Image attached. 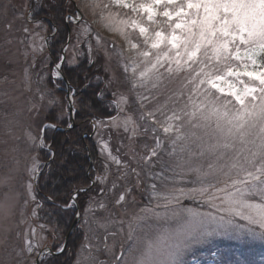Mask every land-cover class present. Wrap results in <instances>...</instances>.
I'll use <instances>...</instances> for the list:
<instances>
[{"label": "snow or ice", "instance_id": "obj_1", "mask_svg": "<svg viewBox=\"0 0 264 264\" xmlns=\"http://www.w3.org/2000/svg\"><path fill=\"white\" fill-rule=\"evenodd\" d=\"M73 6L75 12L62 20L79 23L84 19L82 7L93 15L100 9L101 19L107 21L105 27L118 32L135 56L143 58L132 64L133 73L143 65L139 72L141 86L153 81L152 88H156L155 81L160 79L157 73L165 65L168 73H183L179 89L163 103L154 95L141 96L140 108L145 109L139 116L142 124L129 116L121 124L118 118L127 98L121 95L112 100L117 116L109 120L114 127L128 132L131 124L133 134L139 128L142 133L150 132L153 140L136 167L112 155L107 144L102 149L120 173L109 191L116 195L115 204L125 213L112 221L119 228L109 233L113 237L111 246L109 235L103 238L105 249L113 255V264H264V252L259 260L254 258V245L264 246V64L257 70V57L264 60V0H149L139 4L134 0H80ZM112 7L146 13L149 26L131 17L120 19V27L114 26L113 17L119 14L109 11ZM157 7L162 11L157 12ZM157 15L164 18L162 24L154 19ZM37 24L44 28L43 22ZM152 24L157 27L151 28ZM129 28L138 30L137 42L130 38ZM82 30L88 32L91 27ZM54 31L58 29L54 27ZM34 36L40 41L33 44L34 49L43 51L47 38L38 32ZM118 55L123 57L124 53ZM60 61L53 75L63 79L64 57ZM72 65L69 61L70 70ZM128 66L126 62L125 72ZM25 79L29 80L27 69ZM111 83L108 80L106 87ZM69 91L74 96L77 89L69 87ZM94 95L102 101L105 90L98 89ZM40 98L44 99L43 93ZM49 103L56 101L50 99ZM39 127V137L28 133L31 145L47 147L54 156L44 133L56 125L41 122ZM42 167L39 158L33 157L25 186L32 200L36 199L33 181L38 180ZM108 167L105 164L106 174L97 175L93 184L108 181ZM11 178L0 177V185L7 189ZM142 184L146 185L148 203L139 207L135 193ZM89 191L87 187L75 189L73 201ZM47 199L51 201L52 197ZM19 201V193L13 197L7 191L0 198V232L5 240L12 231ZM27 204L25 199L23 205ZM129 205L136 210L129 212ZM73 206L63 205L66 209ZM99 207L105 205L100 203ZM118 234L123 237L120 242L115 240ZM222 241L234 244L222 247ZM39 248V243L26 239L24 250L37 257L33 264H46L52 250L37 251ZM204 250L209 256L201 260L199 254ZM22 251L16 255H22ZM63 251V246L56 249L58 253Z\"/></svg>", "mask_w": 264, "mask_h": 264}, {"label": "rangeland", "instance_id": "obj_2", "mask_svg": "<svg viewBox=\"0 0 264 264\" xmlns=\"http://www.w3.org/2000/svg\"><path fill=\"white\" fill-rule=\"evenodd\" d=\"M8 1L10 0H0V7L7 8ZM19 1L20 6L17 7V17L25 19V23L29 26H23L22 30L19 31L22 24L16 25L11 15H8L9 21L5 20L4 23L3 19L5 18H2L0 13V177H12L9 180L7 189L0 185V198L6 191L13 197L17 193L20 194L17 213L13 218L12 231L8 239L5 240L2 232H0V264H33L36 255H29L24 250L26 239L32 240L33 243H39L40 248L37 251L49 247V241H52V239H54L52 242L57 246H60L62 242L59 232L52 224L49 213L40 210L36 200L29 197L25 186L30 178L28 168L33 162V157L39 158L38 150L40 149L31 145L28 133L31 132L39 137L41 135L40 127L36 123L40 120L39 124L41 122L49 124L43 120L49 114H52L57 126L68 115L67 100L66 98H60L56 92L58 88L54 82L58 78L53 75L56 71V65H52L49 59L46 50L47 44L43 51H38L33 47L34 43H40L34 33L38 32L41 37L47 38L46 28L45 26L43 29L38 27L37 22L31 23L27 9L28 0ZM72 2L76 4L80 0H72ZM134 2L137 4L148 3L149 0H134ZM102 3H108V0H102ZM100 11V9H97L96 14L93 15L89 9L82 7L84 19L79 23L73 22L74 28L72 31L70 29V44L67 51H65L67 54L64 65L70 67L69 61H72V67H76L84 60L85 56L88 60H92L101 53L105 61V70L109 75L106 84L108 80L112 81L111 85L107 86V91L110 92L113 99L121 95L127 98V103L122 104L124 111L120 113L118 121L122 124L123 118L129 116L137 124H142L143 122L140 121L139 116L145 109L140 108L141 96L154 95L163 103L172 95L173 91L179 89L180 76L183 73H168L165 70L167 65H165V67H160L157 73L160 75V79L155 81L157 83L156 88H152L153 81H147L144 86H141L139 72L143 69V65L133 73L132 64L133 61L139 62L143 58L135 56L134 50L129 48L128 43L118 32L110 31L105 27L107 21L101 19ZM109 11L119 14L113 17L111 23L114 26L120 27L118 21L129 17L143 20L145 26H149L146 13H130L128 9L115 7L110 8ZM156 11L160 12L162 8L157 7ZM154 19L161 24L164 20L163 17L158 15ZM89 25L91 30L84 32L82 28ZM13 27L17 30L13 31ZM150 27L156 28L157 25L152 24ZM6 28L8 29L6 30ZM25 28L28 29V32L24 31ZM127 31L130 38L137 42L138 30L134 31L129 28ZM140 39L142 40V38ZM112 42L115 43V48ZM120 51L124 53L123 57L118 55ZM152 51L155 52L156 50ZM129 57H132V59L130 60ZM126 62L129 65L127 72L124 70ZM261 64H264V60L257 57V70H259L258 66ZM25 69L28 70L29 80L25 79ZM50 78L53 86L48 84ZM228 79L235 83L237 87H242L234 78L229 77ZM242 79L246 83L248 82L246 77ZM153 80H155V77H153ZM133 84L136 86L133 87ZM221 86L227 88L224 83ZM113 92L116 93V97L112 96ZM41 93L44 94L43 100L40 98ZM50 99H55L56 103L50 104ZM148 107H151V105H148ZM113 108L115 109L114 105ZM115 116H117V112L113 117ZM131 128L132 125L130 124V130L125 132L123 127H114L109 119L98 121L95 125V131L91 137H93L100 155V166L95 177L105 175V164H108V181L105 184L96 183V192L91 195L89 203L79 219L80 228L84 232V241L76 252L73 264H113V255L105 249L103 238L118 230L119 224L112 221L124 216L125 213L121 206L115 204L116 195L109 191L112 180L116 179L120 173L117 172V166L110 159H106L108 152L102 151V149L107 144L112 155L127 160L133 167H136V161L147 154L148 149L153 146V140L150 132L145 134L138 128L133 134ZM110 131L114 137L109 133ZM117 149H119V152L116 151ZM40 163L42 165L41 161ZM120 183L123 182L120 181ZM102 188L104 189L103 193H101ZM145 189L146 185L142 184L135 193L139 207L148 203ZM25 199L28 200L26 207L23 205ZM100 203H103L105 207L100 208ZM21 209L23 215H20ZM33 210H35V215H33ZM135 210L131 205L128 206L129 212ZM85 219H87V223H85ZM33 229L35 230L34 233ZM17 232H19V236L16 235ZM51 234L54 235L52 239ZM122 239L123 237L119 234L115 237L117 242L122 241ZM112 241L113 237L109 235L108 244L110 246ZM220 243L222 247L234 244L230 241ZM254 249V258L259 260L260 253L264 252L262 251L264 246L256 244ZM21 251L22 255L17 256L16 253ZM208 256L209 254H204V257ZM92 257L95 259L93 260Z\"/></svg>", "mask_w": 264, "mask_h": 264}, {"label": "trees", "instance_id": "obj_3", "mask_svg": "<svg viewBox=\"0 0 264 264\" xmlns=\"http://www.w3.org/2000/svg\"><path fill=\"white\" fill-rule=\"evenodd\" d=\"M7 3V8L0 7L1 16L5 18L3 19L4 23L5 20L9 21L8 15H11L16 25L22 24L19 31L22 30L23 26H29L25 23V19L17 17V7L20 6V1L10 0ZM27 5L30 22H43L46 28L48 38L46 50L52 65L59 63L62 50L67 42L68 27L71 31L74 28V23L67 25V20H62V17L74 12L72 0H28ZM54 27L58 31H54ZM14 30L17 29L13 27ZM91 61L90 64L85 56L84 60L76 67H71V70L70 67L62 65V73L69 86L77 89L73 96L75 124L69 128L70 116L68 113L57 125L61 129L49 128L44 133L45 143L50 146L54 156L49 154L47 147L38 150V156L43 167L33 188L35 200L37 205H40V210L49 213L52 224L62 239L60 246L63 245L64 238L76 214V205L67 209L63 205L65 203L73 204L71 198L75 189L79 187L89 188V192L80 193L75 199L80 210V216H82L91 195L96 192L97 184L91 186V181L94 180L96 172L99 170L100 155L93 137H90L94 124L98 121H105L116 114L112 104L113 98L106 87V80L109 75L105 70L102 54L99 53ZM85 77L88 79L85 80ZM97 77L100 79L97 80ZM85 83L89 86L84 87ZM48 84L53 86L51 78L48 79ZM54 84L58 88L56 91L58 96L67 100L64 81L57 79ZM98 89L105 90L102 101H99L94 95ZM43 120L46 123L55 124L52 114L46 115ZM39 122L40 120L36 123L38 127ZM67 128L69 129L65 130ZM109 133L114 137L111 131ZM49 196L52 197L51 201L47 199ZM52 236L54 235L51 234V239ZM52 241H49V247L56 252L60 246L55 245ZM83 241L84 232L78 223L70 234L66 249L61 254L48 256L46 264H73L76 252ZM205 253L206 255L209 254L207 250L199 254L201 260L205 258Z\"/></svg>", "mask_w": 264, "mask_h": 264}, {"label": "water", "instance_id": "obj_4", "mask_svg": "<svg viewBox=\"0 0 264 264\" xmlns=\"http://www.w3.org/2000/svg\"><path fill=\"white\" fill-rule=\"evenodd\" d=\"M68 24V23H67ZM69 40H70V29H69V27H68V39H67V42H66V44H65V47H64V49L65 48H67V46H68V43H69ZM64 49H63V51H62V57H64V60H65V51H64ZM61 62V61H60ZM59 62V63H60ZM64 62V61H63ZM63 74V73H62ZM63 81H64V83H65V90H66V93H67V97H68V99H67V104H68V112H69V115H70V124H71V127H73L74 126V111L75 110H73L74 109V107H73V103H70V101H72V95L70 94V91H69V83L67 82V79L65 78V76H64V74H63ZM71 127H69V128H71ZM69 128H67V129H65V130H68ZM56 129H61V127H59V126H57L56 127ZM94 130H95V127H94ZM94 132V131H93ZM93 134V133H92ZM92 136V135H91ZM91 185H93V183L91 182ZM73 200V199H72ZM74 203H75V205H76V215H75V217H74V219H73V222H72V224H71V226H70V228H69V230H68V232H67V234H66V236H65V238H64V243H63V248H64V250L66 249V247H67V244H68V239H69V237H70V234H71V232L73 231V229L75 228V226H76V224L78 223V221H79V216H80V214L79 215H77V213H79V207L77 206V204H76V201L74 200L73 201ZM50 248H44V249H42L41 251H46V250H49ZM58 254H61V253H58V252H54V251H52V255H58ZM37 258V257H36ZM36 260V259H35Z\"/></svg>", "mask_w": 264, "mask_h": 264}]
</instances>
